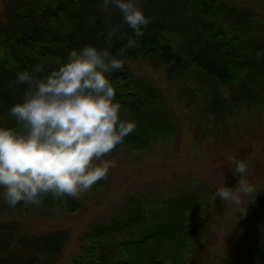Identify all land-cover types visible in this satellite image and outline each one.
<instances>
[{
  "label": "trees",
  "instance_id": "trees-1",
  "mask_svg": "<svg viewBox=\"0 0 264 264\" xmlns=\"http://www.w3.org/2000/svg\"><path fill=\"white\" fill-rule=\"evenodd\" d=\"M134 2L150 20L138 47L117 40L119 33L109 38L110 31L119 29L136 39L120 10L112 5L104 10L103 0H16L3 6L0 127L20 128L9 115V108L23 101L27 87L14 83L19 72L32 73L42 65L44 70L35 75L44 78L67 62L72 49L87 45L107 50L123 62L122 69L106 75L115 89V100L123 106L121 119L137 125L121 144L128 148L145 149L150 140H166L175 133L154 78L139 74L137 68L145 64L161 67L172 80L188 84L183 90L216 117L232 103L247 105L248 100L264 97V19L254 14L251 5L240 0ZM198 82L203 90L196 88ZM234 85L240 94L229 101L219 89ZM3 191L0 188V264H58L68 231L23 229L8 215L29 205L10 207ZM129 194L110 218L78 237V248L64 264H183V247L204 233L205 223L198 213L204 195L195 189ZM83 201L84 196L57 200L49 195L40 207L52 213L61 208L67 214L77 211ZM260 213L264 216V211ZM259 218L253 220L254 238L246 237L256 246L244 256L253 264L260 257L264 264V222Z\"/></svg>",
  "mask_w": 264,
  "mask_h": 264
},
{
  "label": "rangeland",
  "instance_id": "rangeland-1",
  "mask_svg": "<svg viewBox=\"0 0 264 264\" xmlns=\"http://www.w3.org/2000/svg\"><path fill=\"white\" fill-rule=\"evenodd\" d=\"M13 1L16 0H0V10ZM240 1L251 5L254 14L264 19V0ZM137 69L139 74L153 77L160 88L175 133L166 140H150L145 149L119 145L104 158L114 159L116 166L110 168L106 179L98 182L101 185L97 183L83 195V204L77 211L66 214L61 208H56L52 213L40 206L29 205L14 210L9 218L20 222L28 231H68V243L58 259V264H64L78 248V237L110 218L129 193L147 191L156 194L174 190L187 193L195 189L205 198L201 200L202 210L198 211L205 229L201 237H193L183 247L182 263L253 264L244 256H248L251 247L256 248L246 239L248 235L253 238L256 235L253 220L261 217L264 222V216H260V210L264 211V97L248 100L247 105L232 103L225 114L216 117L183 90L188 84L172 80L163 68L145 64ZM197 85L196 88L204 89L203 85ZM219 91L229 101L232 96L240 94L238 85L223 86ZM232 158L246 162L248 171L244 174L245 179L257 191L262 189L259 195L256 191L251 196L242 197L240 206L221 201L219 197L211 200V195L220 187L235 189L240 175L233 171ZM240 209H245V212H240ZM62 213L66 214L65 218H61ZM262 263V258H258L256 264Z\"/></svg>",
  "mask_w": 264,
  "mask_h": 264
},
{
  "label": "clouds",
  "instance_id": "clouds-1",
  "mask_svg": "<svg viewBox=\"0 0 264 264\" xmlns=\"http://www.w3.org/2000/svg\"><path fill=\"white\" fill-rule=\"evenodd\" d=\"M110 5L120 10L136 39L119 29L110 31L109 38L119 33L117 40L138 47L150 20L134 0H103L104 10ZM122 68V60L109 51L87 45L72 49L67 62L44 78L35 75L44 70L42 65L32 73L17 74L14 83L27 87L23 101L13 104L9 115L20 128L0 127V188L10 207L18 203L39 207L49 195L79 200L107 178L116 161L104 158L137 127L121 119L123 106L115 100L106 75ZM231 162L240 175L235 189L220 187L211 200L219 197L240 206L242 197L257 189L245 179L246 162L235 158Z\"/></svg>",
  "mask_w": 264,
  "mask_h": 264
}]
</instances>
